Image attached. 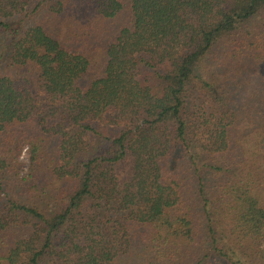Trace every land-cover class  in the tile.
Masks as SVG:
<instances>
[{
  "label": "trees",
  "instance_id": "trees-1",
  "mask_svg": "<svg viewBox=\"0 0 264 264\" xmlns=\"http://www.w3.org/2000/svg\"><path fill=\"white\" fill-rule=\"evenodd\" d=\"M0 35V264H264V0H0Z\"/></svg>",
  "mask_w": 264,
  "mask_h": 264
},
{
  "label": "rangeland",
  "instance_id": "rangeland-1",
  "mask_svg": "<svg viewBox=\"0 0 264 264\" xmlns=\"http://www.w3.org/2000/svg\"><path fill=\"white\" fill-rule=\"evenodd\" d=\"M259 20H260V17L258 19H256V20L253 21L254 24L256 25L259 22ZM119 22L121 23V19H119ZM84 25H86L85 24V20L84 21H81V16H79L77 18V23L75 24V27H77V28H76V30L74 32L77 35H81L80 28H81V26L83 27ZM106 26H107V28H109L111 30H116V28L118 27L117 21L115 19L108 20V21H106ZM3 39H4L3 36L0 35V43L3 42ZM42 118H45L46 121L51 120L49 117H46L45 115L44 116H41L40 119H42ZM37 123H38V121H37ZM49 135L50 134H44V137H47V140H46V149H47L48 153H50V154L53 155L54 154L55 140H49V138H50ZM95 146L96 147H99V142L98 141L95 142ZM19 161L22 164V170H21V173H20V176H22L25 172H27V169L29 167V155H28V149L26 147H24L22 149L21 154H20ZM36 178H37V180H38L37 182H39V185L40 186L41 185H44V182L43 181L47 180L45 178V174H42L41 176L36 177ZM22 198L25 199L23 201L28 202L27 201V197H22Z\"/></svg>",
  "mask_w": 264,
  "mask_h": 264
}]
</instances>
